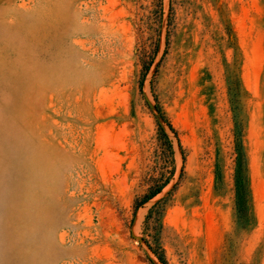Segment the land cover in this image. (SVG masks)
I'll return each instance as SVG.
<instances>
[{"label":"rangeland","instance_id":"obj_1","mask_svg":"<svg viewBox=\"0 0 264 264\" xmlns=\"http://www.w3.org/2000/svg\"><path fill=\"white\" fill-rule=\"evenodd\" d=\"M157 254L264 264V0H0V264Z\"/></svg>","mask_w":264,"mask_h":264},{"label":"trees","instance_id":"obj_2","mask_svg":"<svg viewBox=\"0 0 264 264\" xmlns=\"http://www.w3.org/2000/svg\"><path fill=\"white\" fill-rule=\"evenodd\" d=\"M156 112L159 115L160 120L162 121V124H164L167 129L174 134V136L177 138L178 143L180 145V140L177 131L173 127V125L169 122V120L166 118L165 114L163 113L162 109L160 108L159 105H156L155 107ZM159 124V131L163 136H165L168 140V134L166 129L163 127V125ZM239 143H241V138L242 136L239 134L237 136ZM171 143V142H170ZM181 147V146H180ZM237 151L239 154V160H238V170H237V189H236V206H237V211L239 212V215L241 218L247 220L248 217V202H249V192L247 188V178L244 175L245 171L243 169L244 167V153H243V148H242V143L237 146ZM245 161V160H244ZM168 185V182L156 186L149 195H146L143 199L140 200V202L136 205L135 207V212L138 211L139 208L144 206L146 203H148L150 200L154 199L156 196H158L163 189ZM156 255V254H155ZM157 259L159 263L161 264H167L165 261V258L163 255H158L157 254ZM150 264H155L153 261L150 260Z\"/></svg>","mask_w":264,"mask_h":264}]
</instances>
